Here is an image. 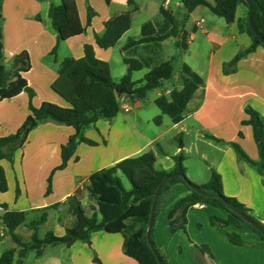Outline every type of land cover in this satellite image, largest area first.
<instances>
[{
	"label": "crops",
	"instance_id": "1",
	"mask_svg": "<svg viewBox=\"0 0 264 264\" xmlns=\"http://www.w3.org/2000/svg\"><path fill=\"white\" fill-rule=\"evenodd\" d=\"M2 1L0 4L3 7ZM57 1L33 0L37 7L42 3L45 5L41 16L38 10L30 11L24 6L22 0H10L15 8L16 14L13 19L18 27L14 28L17 38L10 40L14 49L8 53L9 66L15 56L23 51L28 53L31 67L22 74V77L34 91L32 98L34 107H39L43 102L68 106L53 92L51 84L67 59H79L83 56L85 44L93 45L96 58L107 62L110 71L113 49L119 52L122 59L138 60L143 67L138 72H143V75L137 80H134L132 75L133 81L141 80L149 70L168 60L173 65V75L163 82L162 87L149 91L144 100L119 97L120 105L116 116L108 121L100 120L94 128L85 131V137L95 145L78 144L75 151L76 159H71L65 169L54 172L51 192L48 195H45L47 178L60 164V148L74 134L73 128L51 121L40 123L31 130L24 146L15 151L12 164L0 160L7 182V191L0 192V243L6 244L8 236L13 243L12 247L3 246L0 256L5 251L16 248L12 236L2 225L1 216L4 213L25 212L28 224L38 219L42 214L41 210L46 209V221L42 224L44 225L49 212H65L69 219L57 220L63 233H52L61 237L65 229L72 225V217L68 212V197L78 195L87 216L97 212L96 202L86 190L87 179L92 173L148 151L155 154V169L164 172L174 169L173 156L182 153L187 176L189 175L187 155H196L201 164L196 174L188 176L190 182L203 185L208 182L211 171H215L220 175L223 194L235 198L248 208L250 214L261 224H264V172H259L256 167L244 161H239L229 145L232 142L236 143L249 159L258 160L252 129L241 122L246 119L244 109L247 106L264 118V47H257L254 52L237 61L234 72L226 74L223 71L224 64L229 63L239 51L246 49L251 43L248 34L240 31L238 27V20H242L246 14L245 8L240 5L236 10L235 20L227 24L204 6H198L187 13L180 0H132L133 5H129L128 0H111L109 5L104 0H75L78 16L83 25L88 7L97 16L93 17L85 33L59 42L55 53L51 54L57 42V34L51 26L48 9L50 3L60 4L61 0ZM134 7H137L136 11H133ZM160 7L173 15L178 26V34L163 41L142 43L123 49L128 40L136 41L141 37V25L145 22L152 23L157 36L170 31L171 24L159 12ZM126 12L131 13V27L119 38L114 47L98 48L94 44V34L101 35L104 32V22ZM37 16L39 21H36V28L26 32L24 26L26 20H37ZM1 20L0 64L7 68L6 36L11 34L12 29L9 30L7 27V19ZM73 39L77 42H68ZM62 45L67 46L62 48L64 56L59 59L57 54ZM36 67L39 72L35 75ZM121 72L119 79L126 73L125 64ZM182 74L190 78L197 85V89L185 108L183 119L175 124L166 115H161L154 101L161 94L168 95L172 89H181ZM153 91L156 93L149 100V94ZM28 102L25 92L12 99L0 101V128L14 126L12 128L15 129L20 126L30 113ZM122 103L127 106V110L122 108ZM150 105H155L157 110L148 115L146 112ZM18 107L20 110H17ZM157 116H161L159 125L153 123ZM178 137L181 138L182 148L176 143ZM32 139L36 146L32 147V152L25 159L24 150L28 147L26 144L30 145ZM167 143L173 147V151L165 148L164 145ZM35 151L37 152L34 153ZM44 152L53 159L50 161L42 159L41 153ZM16 186L19 188L17 198ZM189 193L184 184L179 182L172 184L154 220L153 239L167 264H264V242L248 226L241 224V228L238 229L234 225L221 226L211 223L212 217L226 219L227 212L219 207L194 205L186 212L184 230L177 228L170 232L168 214L175 204ZM54 205L56 207L52 208ZM84 207H87V210ZM173 217L178 219L179 212ZM40 226L37 237L43 239L51 232L40 238ZM14 232L23 243L30 242L33 234V231L24 225L16 228ZM228 233L238 234L242 244L230 243L227 239ZM122 245L121 234L99 230L90 234L89 243L75 241L69 247L63 244L46 245L41 249L38 258L33 250L34 262L95 264L93 257L96 256L101 264H138L124 254ZM199 245L205 246L208 253L198 250L196 246ZM29 251L25 257H29Z\"/></svg>",
	"mask_w": 264,
	"mask_h": 264
},
{
	"label": "trees",
	"instance_id": "2",
	"mask_svg": "<svg viewBox=\"0 0 264 264\" xmlns=\"http://www.w3.org/2000/svg\"><path fill=\"white\" fill-rule=\"evenodd\" d=\"M2 0H0L1 3ZM109 5L111 0H104ZM187 13L192 12L198 6L207 7L215 16L222 18L227 24L235 20L237 8L242 5L246 14L242 20H238L240 31H245L251 39L249 47L239 51L234 58L224 64L223 71L228 74L235 70L237 61L254 52L257 47H264L258 38L251 31L248 23V6L245 0H180ZM252 22L257 31L264 37V0H251ZM133 5L132 0H128ZM137 7L133 8L136 11ZM161 15L166 18L171 29L162 36H157L155 29L150 22L141 25V37L134 41L128 40L123 49L149 42L163 41L178 34V26L173 15L163 7L159 8ZM95 12L88 7L86 21L83 25L79 19L75 0H61L60 4L50 3L48 17L51 26L57 34V42L51 51L54 54L59 42L66 41L75 36L85 33L91 25ZM38 18V17H37ZM104 32L101 35L94 34V44L100 49H109L116 45L119 38L131 27V13H121L108 19L103 24ZM0 29V58L2 56ZM126 65V73L115 81L111 77L110 66L107 62L97 59L93 45L83 46V56L79 59H67L59 70V73L51 84V89L67 104L62 107L50 102H43L39 107L32 105L34 91L28 86L23 73L29 71L30 59L26 51L15 56L11 62L10 69L0 64V101L9 100L20 93L25 92L28 96L29 115L25 118L18 130L9 136L0 138V160H6L12 164L14 153L21 149L32 129L38 124L51 121L73 128L71 135L65 144L60 148V164L54 168L47 178L45 195L51 192V181L54 172L65 169L68 162L75 158V151L80 143L95 145L87 139L85 131L94 128L100 120H111L119 111V97L127 96L130 99L144 100L148 92L162 87L164 81L169 80L173 75V65L170 60L165 61L149 70L141 80L133 81L134 72L142 70L141 63L132 58H123ZM11 70H13L11 72ZM181 89H172L168 95L161 94L154 101L161 115L169 117L172 123H179L183 119L185 108L197 89V85L187 76L181 75ZM246 119L242 125H248L252 129L253 140L258 151V160L252 161L236 143H229L234 150L237 159L244 161L264 172V118L255 110L247 106L244 109ZM155 125L161 123V116L153 119ZM239 136L241 134L239 133ZM209 137V136H207ZM181 145V138H177ZM184 156L179 153L173 156L174 169L170 172L155 169L156 157L152 151L132 158H126L114 166L101 169L92 173L87 179L86 190L89 196L96 202L97 212L87 216L81 207L79 196L73 195L67 198L68 212L72 217V225L65 229L61 237L47 233L43 239L37 237V230L46 221V209L41 210L42 214L36 220L26 224L27 214L25 212H6L1 216L2 225L12 236L16 248L5 251L0 256V264H22V259L29 250H35L36 257H40L41 249L46 245L63 244L71 246L75 241L89 243V236L94 231L103 230L107 233H119L123 237V252L126 256L135 260L138 264H167L165 257L157 248L153 239V224L157 212L164 203L165 197L169 194L170 186L176 182L184 184L190 191L189 195L180 199L168 214V225L170 232L177 228L183 229L186 224V212L194 205H211L224 209L227 212L226 219L211 218L212 224L221 226L234 225L238 229L241 224H246L264 242V224H261L249 209L239 203L235 198L227 197L222 192L221 178L218 173L211 171L210 178L203 185H195L185 177L183 165ZM179 172L182 177H173L162 185L155 204L154 218L149 232L151 245L146 238V231L150 218L152 199L157 186L167 174ZM122 175L130 184L126 189L121 181ZM189 185L200 190L219 195L235 211L230 210L220 199L203 196ZM7 191V182L3 168L0 166V192ZM19 195V188H15V198ZM56 205L52 206L55 208ZM179 212L178 219L174 214ZM241 214V215H240ZM98 215L100 219H98ZM244 217V218H243ZM248 219L255 226L249 224ZM178 223V225H176ZM26 226L33 231L30 242H21L15 234V229ZM227 239L234 245H241L242 240L236 233H228ZM202 253H208L205 246H196ZM95 264L101 262L93 257Z\"/></svg>",
	"mask_w": 264,
	"mask_h": 264
},
{
	"label": "rangeland",
	"instance_id": "3",
	"mask_svg": "<svg viewBox=\"0 0 264 264\" xmlns=\"http://www.w3.org/2000/svg\"><path fill=\"white\" fill-rule=\"evenodd\" d=\"M3 1H2L3 7L0 4V24L2 23L1 19H5V21L7 19V22H6L7 27L9 28V30L12 29V31L10 32L11 34H8V36H6L7 37V45H6V50H5V52H6L5 53V57L8 58L5 63H6L7 69H10V66H9L10 65V58H9L8 53H9V51H13V49H14L12 47L13 45H11L12 41L10 42V40H15L17 38L16 37L17 35H16V32H15L14 28H16L18 26H17V22H15V20L13 19V16H15V14H16L14 6L10 3V0H7L6 2H5V0H3ZM16 1H19V0H16ZM22 1L24 2V6L28 7V9L30 11H37L38 10L40 15L42 16V14H43L42 11L45 10V5H43V3L39 4L40 6L37 7V6L34 5L33 0H22ZM29 13H31V12H29ZM95 15L97 16V14H95ZM37 17H36L37 20H35V19H27L26 20V22L24 23L26 32H31V30H34V28H36V25H35L36 21H39L38 20L39 17L38 18ZM9 35H10V39H9ZM22 40H24V39H22ZM68 42H73L74 43V42H77V41H76V39H73L72 41H68ZM69 44H72V43H69ZM62 46L63 47H61L59 53L57 54L59 59H61L64 56V53L62 52V48H64L67 45H62ZM123 68H124L123 59L121 58L119 52L116 49H113L112 58H111V77L113 79H119V77H120L119 75H121V73H122L121 71L123 70ZM38 72H39V70H37V67H36L35 75ZM142 75H143V72L133 73V79L137 80L140 77H142ZM154 93H156V91H153V92H151L149 94V96H150L149 100H151V98L154 96ZM2 106H5V105H2ZM17 110H20V107H18ZM156 110H157V108L155 107V105H150L148 107V110H147L146 114L149 115V114L153 113V111L155 112ZM21 125L22 124H20V126ZM20 126H18L15 129L12 128L14 126H11V127H5L4 126L2 129L0 128V138L14 134L18 130V128ZM178 141L179 140L177 139L176 143H178ZM185 142L189 143L188 140H185ZM26 146H28V147H26V149L24 150V154H25L24 158L25 159L28 157V154L32 152V150H33L32 147L36 146V142L32 139L31 144L30 145L26 144ZM164 146H166L165 148L167 150H169L170 152L173 151V147L170 144L167 143ZM36 152L37 151H35L34 153H36ZM44 153H41L42 159H44V160L48 159L47 161H50V160L53 159L52 156H50L49 154L47 155L46 152H44ZM23 162H25V161L23 160ZM186 163H187L186 165L188 167V173H189L188 176H190V175L192 176V175H194V173L196 174L199 171V166H200L201 163H199L198 157L196 155H192V154L187 155V162ZM157 167H159V166H157ZM119 176L121 177V181H122L123 186L125 188L129 189L130 188V184L126 180V178H124L122 175H119ZM188 176L185 174V177L190 182ZM84 208L87 210V207H84ZM221 210L226 212L222 208H221ZM159 212H160V210L157 212V215H158ZM58 219H60L61 221H65V220L69 219V216L66 215L65 212H60V211L49 212L48 218H47V222L44 225L40 226V228H39V237L40 238L44 237L45 233H47V232L63 233L61 231V229H60L61 225L57 221ZM5 245H9L8 247H12V245H13L12 240H11V238L9 236H8L7 241H6V244L3 245V244L0 243V253H1V251H3V246H5ZM28 254H29V257H25L23 262H22V264H35V262H34V256H35L34 255V251L33 250L29 251Z\"/></svg>",
	"mask_w": 264,
	"mask_h": 264
},
{
	"label": "water",
	"instance_id": "4",
	"mask_svg": "<svg viewBox=\"0 0 264 264\" xmlns=\"http://www.w3.org/2000/svg\"><path fill=\"white\" fill-rule=\"evenodd\" d=\"M246 3H247V6H248V23H249V26H250V29L251 31L254 33V35L258 38V40L260 41V43L262 45H264V37L261 36V34L257 31V29L254 27L253 25V22H252V2L251 0H245ZM173 177H182V174L179 173V172H175V173H172V174H167L163 177V179L160 181L159 185L157 186L156 190H155V193H154V196H153V199H152V204H151V210H150V218H149V223H148V227H147V231H146V238L148 240V243L151 245V241H150V238H149V232H150V229H151V226H152V222H153V218H154V210H155V204H156V199H157V196H158V193L162 187V185L164 184V182L170 178H173ZM189 187L194 190L195 192L203 195V196H207V197H214V198H218L220 199L230 210H233L234 212L238 213L237 211H235L227 202H225L219 195L217 194H210V193H206L202 190H200L199 188L193 186V185H189ZM239 214V213H238ZM241 215V214H240ZM244 218V217H243ZM249 224L254 225V223H252L251 221H249L248 219H245ZM152 246V245H151ZM154 254H155V257L158 261L159 264H161L157 254L155 253L154 251Z\"/></svg>",
	"mask_w": 264,
	"mask_h": 264
},
{
	"label": "built area",
	"instance_id": "5",
	"mask_svg": "<svg viewBox=\"0 0 264 264\" xmlns=\"http://www.w3.org/2000/svg\"><path fill=\"white\" fill-rule=\"evenodd\" d=\"M122 108H124L125 110H127V106L125 104H123V103H122Z\"/></svg>",
	"mask_w": 264,
	"mask_h": 264
}]
</instances>
